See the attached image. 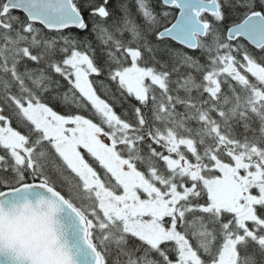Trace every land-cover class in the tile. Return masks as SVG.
<instances>
[{
  "label": "snow or ice",
  "instance_id": "6c2138e0",
  "mask_svg": "<svg viewBox=\"0 0 264 264\" xmlns=\"http://www.w3.org/2000/svg\"><path fill=\"white\" fill-rule=\"evenodd\" d=\"M0 264H264V0H0Z\"/></svg>",
  "mask_w": 264,
  "mask_h": 264
},
{
  "label": "trees",
  "instance_id": "16d2710c",
  "mask_svg": "<svg viewBox=\"0 0 264 264\" xmlns=\"http://www.w3.org/2000/svg\"><path fill=\"white\" fill-rule=\"evenodd\" d=\"M117 111H119V109H117Z\"/></svg>",
  "mask_w": 264,
  "mask_h": 264
}]
</instances>
